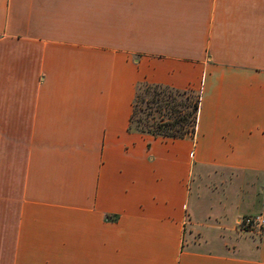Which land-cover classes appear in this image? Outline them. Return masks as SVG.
I'll list each match as a JSON object with an SVG mask.
<instances>
[{
  "label": "crops",
  "instance_id": "obj_1",
  "mask_svg": "<svg viewBox=\"0 0 264 264\" xmlns=\"http://www.w3.org/2000/svg\"><path fill=\"white\" fill-rule=\"evenodd\" d=\"M147 85L199 92L194 137L130 130ZM202 169L264 177V0H0V264H264V202L201 222Z\"/></svg>",
  "mask_w": 264,
  "mask_h": 264
},
{
  "label": "rangeland",
  "instance_id": "obj_2",
  "mask_svg": "<svg viewBox=\"0 0 264 264\" xmlns=\"http://www.w3.org/2000/svg\"><path fill=\"white\" fill-rule=\"evenodd\" d=\"M139 100L136 107V121L142 119L145 120L149 110L145 100L148 99L145 86L140 87ZM199 92L190 91L186 95H180L177 97L176 103H182L178 109L183 110V114L187 115V119L190 121L188 125H193L195 117L194 105L198 99ZM168 113V112H167ZM156 117L159 122L160 114L155 110L151 117ZM172 116L167 114L164 119ZM137 123H135L136 125ZM195 125L190 129H194ZM194 137V134H192ZM192 196L191 204L195 201V206L198 210V216L201 222H207L206 214L203 210H209L212 214L222 216H232L237 213L238 206L240 204L241 197H251L252 205L255 208L261 207L264 202V177L259 175L245 176L239 172L223 171V170H210L202 169L194 176L192 181ZM197 197V198H196ZM225 216V215H224ZM241 216V215H240ZM254 217L250 215L241 216L237 223L238 232H244V234L255 231L260 232L262 229V223L246 226L242 222L249 218ZM227 218V216L225 217ZM221 220V219H220ZM242 223V224H240ZM187 231L185 237V247L191 250H199L205 252L221 251V246L218 247L214 243H210L205 235L196 229L191 228V219H187ZM216 246V247H215Z\"/></svg>",
  "mask_w": 264,
  "mask_h": 264
},
{
  "label": "trees",
  "instance_id": "obj_3",
  "mask_svg": "<svg viewBox=\"0 0 264 264\" xmlns=\"http://www.w3.org/2000/svg\"><path fill=\"white\" fill-rule=\"evenodd\" d=\"M139 91L140 88L138 89L134 102V109L130 121V130L142 134H150L164 139L192 137V134L195 136L198 112L200 108V96H198V99L194 105L196 115L193 121H191V123L195 125V128L190 129L193 127V125H188L190 122L187 119L188 116L183 114V110L178 109L182 103H176L178 96L182 94L186 95L190 91H176L162 86H145V92L148 98L145 100V103L149 113L147 114L145 120L140 119L136 121V107L140 97ZM154 110L160 114L159 122L157 121L156 117H151ZM169 113L176 117H168L165 120L164 117ZM135 123L137 124L135 125Z\"/></svg>",
  "mask_w": 264,
  "mask_h": 264
},
{
  "label": "built area",
  "instance_id": "obj_4",
  "mask_svg": "<svg viewBox=\"0 0 264 264\" xmlns=\"http://www.w3.org/2000/svg\"><path fill=\"white\" fill-rule=\"evenodd\" d=\"M263 218L261 216H254V217H249L247 219H245L242 223L246 226H249V225H254V224H257V223H262L263 224ZM240 223V224H242Z\"/></svg>",
  "mask_w": 264,
  "mask_h": 264
}]
</instances>
